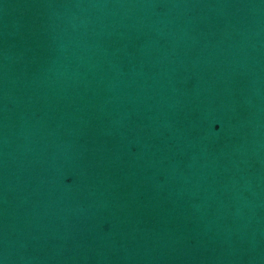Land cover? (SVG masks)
I'll return each mask as SVG.
<instances>
[{
	"label": "water",
	"instance_id": "95a60500",
	"mask_svg": "<svg viewBox=\"0 0 264 264\" xmlns=\"http://www.w3.org/2000/svg\"><path fill=\"white\" fill-rule=\"evenodd\" d=\"M0 264H264V0H0Z\"/></svg>",
	"mask_w": 264,
	"mask_h": 264
}]
</instances>
